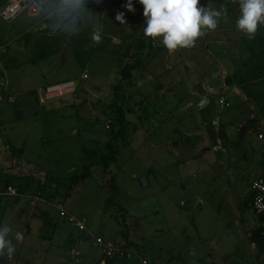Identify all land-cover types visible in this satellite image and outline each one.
Returning <instances> with one entry per match:
<instances>
[{
  "label": "rangeland",
  "instance_id": "1",
  "mask_svg": "<svg viewBox=\"0 0 264 264\" xmlns=\"http://www.w3.org/2000/svg\"><path fill=\"white\" fill-rule=\"evenodd\" d=\"M207 3L208 0H201L202 5ZM81 9L83 24L68 48L77 28L75 19L57 31L62 20L58 15L51 16L47 28L34 32L45 36L44 41L37 45L32 40L27 47L24 39H12L15 31L20 30L17 22L8 23L0 30V45L4 39L10 43L6 50L0 49V148L11 142V152L18 157V168L30 173L26 178L33 182L30 185L34 189L45 177L46 185L50 186L52 179H56L67 193L74 176L89 173L79 191L66 197V201L76 208L75 213L86 216L88 228L96 237L121 243L124 233L136 244L142 257L157 264H212L209 261L212 258L214 264H248L250 250L243 245L237 247L239 239L234 222L237 216L232 214V209L225 205L218 213L207 196L204 207L195 206L200 201L197 195L207 194L216 183L212 182V172L201 174L203 169L217 171L233 187H243L246 174V177H255L251 163L258 152L264 154V138L258 137L260 128L251 126L245 137L236 132L237 141L226 153L214 146L212 151L202 152L208 145L196 151L189 142L194 144L206 139L205 134L196 135L192 128L203 121L205 126L210 122L205 127L209 136H228L226 120L240 121L242 108L251 105L257 108V98L264 104V94L260 95L262 85H245L242 81L238 95L232 91L234 85L221 92L225 79L218 69L223 54L211 51L212 46L207 42L211 43L213 33L208 32L197 40L193 49H179L175 52L177 57L167 58L173 67L183 52L186 66L178 70V78L169 80L167 72L174 75V71L166 67L162 76H153L148 83L151 93L146 100L141 95L131 106L135 93L134 87L128 84L126 100L131 105L123 111L120 89L124 86L115 90L111 101L109 95L119 82L118 68H123L125 61L123 64L119 61V48L110 44L107 30L102 28L99 44L91 40L93 29L112 19L114 12L111 7L105 11L82 5ZM124 19L128 24L127 18ZM4 23L0 18V26ZM212 66L215 67L211 69ZM205 68L209 69L202 77L201 71ZM84 74H87L85 79ZM237 78L235 75L234 81ZM3 79L7 85L1 83ZM71 80L77 87L75 94L48 105L41 103L40 97L47 86ZM203 80L213 89L209 86L202 89L207 103L200 108L199 96L192 91L201 92ZM58 89L56 92L61 95L69 88ZM246 90L257 95L253 98ZM8 93L15 97V103L9 102ZM222 97L230 107L221 106ZM190 101L193 104L185 106ZM50 106L62 108L52 110ZM121 115L124 117L120 121ZM113 129L115 132L110 134ZM178 130L188 133L185 143L167 147L168 139L172 143L181 140ZM116 133L119 136L113 139L111 147L118 152L111 164L113 173H109L105 170L106 158L112 156L108 143ZM4 152L8 155L7 149ZM12 174L0 163V182L11 179ZM114 184L119 186L118 191L114 190ZM182 202L186 205L181 207ZM241 202L245 204V197ZM241 214L256 223L249 208L242 207ZM170 221L175 224L172 229L168 226ZM60 222L65 227L72 224ZM94 249L97 248L89 247L90 251ZM132 259L138 264L134 254Z\"/></svg>",
  "mask_w": 264,
  "mask_h": 264
},
{
  "label": "crops",
  "instance_id": "2",
  "mask_svg": "<svg viewBox=\"0 0 264 264\" xmlns=\"http://www.w3.org/2000/svg\"><path fill=\"white\" fill-rule=\"evenodd\" d=\"M212 2L214 3V5L218 6L223 2V0H212ZM126 3L127 0H108L107 7H111L114 12L112 13L114 15L112 16V19L107 22L108 26L106 22L101 25L104 31L107 30L106 37L109 38L110 44L119 48V61L122 63L124 60V66L129 63H136L139 60H141L142 62L140 67L133 72L131 79H128L121 74V71L123 69L122 67L118 68V70H120L118 75L119 82L114 86L113 91L111 90L109 97L111 101L113 95H115L117 92L115 90L119 89L120 85H123L124 87L120 89L123 94V99L121 101V108L123 109V111L128 110L129 106L131 105V103L126 100L128 84L134 87L133 93L135 94H133L134 98H132L131 105L133 106L136 103V98H139L142 95L143 100H146L145 97L150 95L151 86H149L148 83L153 76H162L164 74V71H166V68H168L169 71H174V75L170 74V72H167L168 76L170 77L169 80L174 79V77L178 78V70H181L186 66V64L183 62V59L185 60L183 52L179 54L178 59L176 58L177 62H173L175 66L171 67L167 63V58H169L170 56L177 57L175 55V52L169 53L164 46H162L158 42L154 43L151 38L145 37V18L143 17V6L138 2V0H133V7L135 9L134 13H124V18H127L128 24H120L118 21H116L115 16L117 12H120L121 9L127 10L124 7ZM83 5L88 6V8L95 7L103 9L105 11L107 9V7L106 9L96 7L91 3H86ZM80 7H82V5ZM62 9L63 8L58 0H47L46 12L48 13L49 17L44 21H33L26 14H22L13 21H6L3 19L6 23L0 26V30H2L8 23L11 24L17 22L19 24L20 30L15 31L14 38L12 39L14 41H22V39H24V46L26 47L29 46L32 40L37 42V45H39V43H42L44 41L45 36L36 35L34 32L38 28H47V22L49 21L51 16L58 15L62 20ZM228 9V18L226 20H222L216 30L209 31L210 33L212 32L213 35L210 41L211 43L207 42V45L212 46V52L215 51L217 53L223 54V58L219 61L220 68L218 69V72H220L222 78H224L225 80L228 76L232 78L231 84L226 85V83H224L223 85H221V92H225L227 86L229 87L231 85H234L232 91L238 95L241 91V87L243 86L241 82L244 81L245 85L250 84L252 86H256V84L258 85V83L261 84L262 87L260 95H262L264 94V82L261 80H253L249 78L247 75V70L253 67L260 59L261 51L263 48H261L257 52H252L249 50V46L250 43H252V41L258 37H261L262 41L264 40V26H260L254 38L249 39L244 33L239 32L236 29L235 21L238 16L236 6L229 4ZM0 38H2V36ZM2 42L3 44L0 45V49L6 50L10 43H8V39H4ZM150 43L153 45V51H150ZM142 45H144V47H141ZM208 50H210V48ZM209 52L210 51H208V53ZM208 53H205V55ZM164 59H166L165 64H163ZM194 66L198 67L196 64ZM214 67L215 66H212V68H210L213 69ZM208 69H202V77L205 76L206 72H208ZM84 75L82 77L83 79H85ZM235 75H237L238 77L237 82L233 79ZM130 80L135 81L130 84ZM1 83L3 85H7V81L5 79H3ZM66 83L70 84V86L68 87L69 89L63 94L60 93L61 95H59V93L53 89L47 90ZM208 86L206 85L205 80H203L202 85H200V89L202 90L204 88L205 90V88H207ZM76 88L77 87L73 80L62 84L49 85L46 87V90H43L44 94L41 95L40 101L44 105H48L53 101H61L63 97L75 94L77 91ZM209 89L212 90L213 88L210 87ZM41 90L42 89H40L39 91ZM204 90H202L201 92H194L191 90L192 93H195L199 96L200 108H203L207 103V100L205 99L206 93ZM246 92L253 98L254 95H257L256 93H252L248 90H246ZM8 100L10 103L16 102L15 97L11 93L8 96ZM192 104L193 102L190 101L189 103H186L185 106L188 107ZM50 108L52 110H57L61 109L62 107L50 106ZM242 109V119L240 121L232 119L225 121L226 124H229L227 125V129H229L228 136H224L225 138L221 137V135L219 134L215 135L214 137L209 136V134H207L205 131V127H209L210 122H208L207 126H205L206 122L203 121L193 125L192 128L195 129L194 131L196 135H198L199 133H203V135L205 134L204 137L206 139L194 144L189 142V145L196 151H199L202 147L208 145L210 147H207L208 149H203L202 152L212 151L214 146L217 147V150L226 153L228 147H230L233 142L237 141L236 132L238 133V131L240 130L242 122L250 118L252 113H255L257 115L256 122L252 123L249 126L246 134L240 137H245L251 126L254 125L260 128L258 133H263V137L260 138L259 134L258 137L260 139H263L264 104L262 103L261 105H259V103H257V108L251 105ZM122 116L123 115H121V119ZM214 124V127L217 128V122L214 121ZM76 131V128H74L73 134H75ZM177 133L182 134L180 137L181 140H177L172 143V140L168 139L167 147H172V145L180 147L185 143L186 139L189 136L188 133L184 134L181 130H178ZM211 138H213V140H211ZM25 145H28V142H26ZM5 149L8 150V155L4 152ZM12 150L13 145L11 144V142H8V145H5V148L3 146H1L0 148V163L3 169L6 171L8 168V173H13L11 175V179L7 180L6 182H0V211H4V213H2L3 211L0 212V226L8 224L13 229L10 238L12 239L13 245L15 246L16 250L11 259L7 258V254H5L4 257H1L0 264H100L102 259H104L105 257V248L103 245H99L96 243L97 237L95 236L93 231L88 228L86 216H84V214L81 215L79 213H75L77 212L76 210H74L76 208L73 207V205H69L67 203L66 197L72 196L73 194L70 195L68 194V192L64 193V188L56 184V182H53L50 186L46 185L45 177H42L40 179V183H38L35 189L31 188L30 184L33 182H31L30 179H27V176L30 175V173L26 172L25 169L21 170L20 168H18V157L15 153L11 152ZM195 159L197 160L198 158L195 157ZM251 166H253L254 170L256 171L254 174L255 177L249 178V176L246 177L247 174L244 175L247 179H244V182L242 183L243 187H238V185L233 187L225 178L219 176L217 171L215 172V170L211 171L212 169L208 168V171L204 169L201 170V174H203V176L207 172H212V182L215 181L216 183H214L212 188L209 190L211 191V194H209L208 191V193L203 194V196H201L200 194L197 195V197H200V201L196 204L195 207H204L206 203L205 197L207 196V200L209 202H212L213 205L216 206L218 213H220V210L225 207V205L226 207L232 209V214H234L235 217L237 216V218L234 219L235 229L237 230V232L235 233L237 238L239 239L237 247L239 248V246L242 247L243 245L245 246V249L248 248L250 250L247 258L248 264H264V251H262V249H260V247L250 238V232L256 227L260 226V220L253 213L249 206V199L252 194V182L258 176H264V154L262 155L261 152H258V154L254 156ZM112 167L113 166L110 165L106 171L109 173H113ZM8 184H11L17 188L19 192L17 196H10L6 193ZM243 197H245V204H242L241 202ZM60 205L65 207L66 211L69 214L73 213L75 215H78L79 217H82L81 219H85L87 229L85 231H81L73 223L71 224V227L61 226V220L66 223L71 222L69 221L67 215L62 214ZM185 205L186 202H182L180 204L181 207ZM244 206L246 208H249L250 211L255 215L256 223L250 222V219H247L241 214L242 207ZM7 207L9 215H7ZM52 213L54 215H52ZM179 215L182 216V219L184 218L182 212L179 213ZM174 225L175 224L173 222H168V226L170 227V229H172ZM226 229L227 228H225V230ZM58 231L62 232L61 235ZM16 232H20L23 234L22 241H17L15 239ZM173 238H175L174 234ZM128 240L124 238L121 243L127 242ZM91 246H94L97 249L90 251L89 247ZM132 248L133 249H131V252L129 253L127 258L115 260L110 262L109 264H134L132 254H134L138 259V264H142L141 259H147L149 262L148 264H157L155 262H152L147 257H142L135 243L133 244ZM73 249H76L79 253L74 254L72 251ZM209 261L212 264L215 263L214 258L209 259Z\"/></svg>",
  "mask_w": 264,
  "mask_h": 264
},
{
  "label": "clouds",
  "instance_id": "3",
  "mask_svg": "<svg viewBox=\"0 0 264 264\" xmlns=\"http://www.w3.org/2000/svg\"><path fill=\"white\" fill-rule=\"evenodd\" d=\"M143 6L144 35L164 46L169 53L195 46L198 39L209 31L217 29L222 20L228 18V5H235L238 16L236 29L249 39L254 38L260 26H264V0H223L218 6L212 0L202 5L201 0H138ZM124 7L135 12L133 0H127ZM124 12H117L115 19L127 24ZM91 40L102 42V27L94 28ZM13 229L4 224L0 226V257L7 254L11 259L15 253L11 234ZM17 241L23 240V234L15 233Z\"/></svg>",
  "mask_w": 264,
  "mask_h": 264
},
{
  "label": "built area",
  "instance_id": "4",
  "mask_svg": "<svg viewBox=\"0 0 264 264\" xmlns=\"http://www.w3.org/2000/svg\"><path fill=\"white\" fill-rule=\"evenodd\" d=\"M60 5L62 6V11L67 9L81 6L86 3H91L96 7L104 8L107 7L108 0H58ZM47 8V0H7L3 6L0 8V18L6 21H13L17 19L22 14H26L33 21H44L49 17L46 12ZM120 12L130 13L127 10L121 9ZM87 78V74L84 75ZM68 88L70 86L69 83L59 85L47 90H57L60 87ZM59 90V89H58ZM220 104L223 107H229L230 103L226 101L225 98L220 99ZM259 137H263V133L259 134ZM6 193L10 196H17L19 194L16 187L9 185L7 187ZM252 199L249 202V206L253 213L259 218L260 226L264 230V176H258L252 182ZM60 209L62 214L67 215L69 221L73 223L78 229L81 231H85L87 229L86 220L77 218L72 214H69L65 207L60 205ZM96 243L99 245H103L105 248V257L102 259L100 264H109L112 261L123 259L128 255L129 250L125 246V242L122 243H114L105 241L102 237L96 238ZM74 254H78L79 252L76 249L72 250ZM142 264H148L147 259H141Z\"/></svg>",
  "mask_w": 264,
  "mask_h": 264
},
{
  "label": "trees",
  "instance_id": "5",
  "mask_svg": "<svg viewBox=\"0 0 264 264\" xmlns=\"http://www.w3.org/2000/svg\"><path fill=\"white\" fill-rule=\"evenodd\" d=\"M5 1L6 0H0V7L3 6ZM141 47H144V45H142ZM149 48H150V51L154 50L153 45L151 43L149 45ZM261 48H263V49L261 51V56H260L259 61L253 67H251L247 70V75L249 78H251L253 80H261L264 82V40L262 41V38L258 37L255 40H253L249 46V50L252 52H257ZM141 64H142L141 60L137 61L136 63H129L123 67L121 74L124 77L131 79L133 72L135 70H137ZM255 100L258 101L259 105H261L260 104L261 100L259 98L255 99ZM121 120L122 119L120 118V121ZM120 130H121V128H120ZM114 132H115V130L113 129L110 134H113ZM116 136H119V134L116 133V135H111V139L108 143L110 145V147L113 144L112 141ZM110 150H111L110 154H112V156L110 155V157L106 158L107 162H105L106 163L105 164V170H107L108 167L115 161V154H117V152H118V149L115 150L112 147ZM89 175H90L89 173H80V174L74 176L71 184L68 186V194L72 195L75 192L79 191V188L83 185L86 177ZM53 182H56V184L59 185V183L56 179H52V183ZM9 185H11V184H8L7 187ZM113 187H114L115 191L119 190L118 185L114 184ZM6 190H7V188H6ZM251 199H252V196L250 197L249 202L251 201ZM123 236L125 239H127V240L129 239V236L125 235L124 233H123ZM250 238L252 239L253 242H255L260 247V249H262V251H264V230L261 226L256 227L255 229H253L250 232ZM133 244H134V242L131 240H128L127 242H125V246L129 250L128 255L131 252V249H133L132 248ZM128 255L125 258H127ZM0 259H1V257H0Z\"/></svg>",
  "mask_w": 264,
  "mask_h": 264
},
{
  "label": "water",
  "instance_id": "6",
  "mask_svg": "<svg viewBox=\"0 0 264 264\" xmlns=\"http://www.w3.org/2000/svg\"><path fill=\"white\" fill-rule=\"evenodd\" d=\"M61 15H62L63 19H62V21L60 23V26L57 29V31H61L72 20L75 19L77 21V28H76L75 33L70 37L69 43L67 45V48H68V46L71 44V41H72L73 37L79 33V31H80V29L82 27V24H83L82 9H81L80 6H76V7L67 9L65 11H62L61 12ZM225 83H226V85L231 84L232 83V78L230 76L226 77ZM256 119H257V115L255 113H252L251 116H250V118L246 119L241 124L240 130H239L240 136H244L246 134L249 126L252 123H255L256 122Z\"/></svg>",
  "mask_w": 264,
  "mask_h": 264
}]
</instances>
